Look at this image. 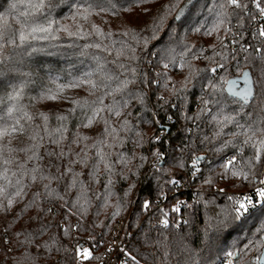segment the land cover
I'll return each instance as SVG.
<instances>
[{"label":"snow or ice","instance_id":"snow-or-ice-1","mask_svg":"<svg viewBox=\"0 0 264 264\" xmlns=\"http://www.w3.org/2000/svg\"><path fill=\"white\" fill-rule=\"evenodd\" d=\"M146 2L147 0H27L26 10L15 17L18 27H13L8 22V17L18 8V4L13 0L8 5L7 14L0 15V80L7 81L8 87L11 88V91H6L4 97H0V105H5L7 102L3 109L4 115H0V141L7 140L6 144H0V181L3 182L0 184V198L6 201V204L0 202V208L5 211L11 209L17 200L22 201L28 195L27 190L30 189L31 185H36L39 182L42 185V190H37L33 194L32 199L28 202V207H36L39 212L52 213V207L45 209L43 205L45 203L51 205L54 200H62L64 202L62 207L68 211L74 209L72 214L83 218L88 214L91 206L90 201L84 199V202L81 203L82 197L80 195L71 201L65 196L78 186L81 191L85 189V182L80 179L83 173L76 172L74 169L76 165H80L82 168L89 167V159H92L89 157V151L92 149H95V161L91 165L88 175L90 180L99 183L97 177L100 166L103 165L107 180L102 206L107 207L108 199L112 195L113 177L120 175L124 180L129 178L123 174V171L117 173L116 166L121 165L126 168L136 157L134 152L132 156H128L125 152H106L104 149L111 150L117 147L123 149L126 142H131L136 147L144 146L143 134L139 130V124L152 122L144 117V113L152 110L150 107L151 98L146 89L151 90L152 86L156 85L157 91L163 89L175 97V103L171 106L179 108L185 121L194 125L195 130L192 127L185 129L189 133V144L185 146L183 151L198 150L197 140L199 144L212 142V139L207 135H199L201 123L205 120L216 126L213 133L214 138L219 139L225 135L233 137L232 140H224L213 149L215 153L220 154V160L216 167H210L206 163L207 158L204 156H192L190 170L193 179L202 178L203 183L209 187L214 183L227 181L230 178L260 185L255 187L252 195H229L227 199L230 204L225 206L222 213L217 216L216 223L212 226L213 229L218 231L224 225L253 215H258V218L264 221V178L258 179V177H264V127L257 130L255 124L241 123L236 115L226 111L224 105L228 101L221 98L223 88L217 87L213 83L217 77L214 75L212 77L207 76L208 72L215 74L218 67H226L223 63V60L226 59L223 53L213 51L212 55L205 56L204 48L193 50L195 46H190L182 40L176 39L175 47L170 45L158 54L159 60L156 63L162 65L166 71H156L153 74L152 70H144L142 65L145 62L138 53V47L141 43L146 46L148 38L137 34L131 27L119 33L122 39L115 38L117 34L111 31L105 32L95 23H91L86 30L85 26L89 25L94 16L111 15L119 17L121 13L131 14L140 9ZM62 6L67 7L70 12V15L64 18L71 20V25L63 24L54 15L57 9L62 8ZM174 10V19H182L181 14L184 13V7L180 0H176L175 3L163 9L164 16L161 17V24L167 15ZM208 11L213 17L212 26L207 27L206 24L198 23L193 26L192 31L198 33L204 29L205 35L217 34V39L222 48H227V45L224 43V39L219 36L221 30L225 36L231 33L234 42L238 39L237 33L233 32L234 20L237 30L245 27V19L257 25L253 38L258 36L259 43L241 50L246 53L245 61H259L261 87L264 88V0H213L212 7ZM122 23H128V16H125ZM156 30H159V26ZM61 34H65L67 39L73 42V44L68 45L69 48H72L77 40L87 41L77 46L79 55L84 57L90 55L94 67L90 65L89 69L77 79L66 84H58L55 91L50 88L41 91L38 99L55 101L65 89L80 87H87L89 95H95L97 92H101V95L92 101L69 99L72 107L66 110V114L56 115L57 124L55 127H50L49 115L40 113L36 117L27 111L26 106L21 103L24 98L25 86L23 83H13L11 78L14 73L19 76H27V72L19 70L20 66L28 64L33 55L46 49L47 46L60 42ZM92 37L96 39L93 40ZM153 38H155V33H153ZM177 48L180 49L179 53H177ZM90 50L95 51L90 52ZM113 51L115 52L113 60H107L106 57L98 54L102 52L110 57L113 55ZM233 55L235 54L233 53ZM217 56L220 57V60L216 59ZM201 58L208 60L215 66L204 69L195 68L192 62ZM109 64L114 65V68H110ZM177 65L181 71L185 67L188 69V74L179 88L167 74V70ZM151 68L154 69L155 64H151ZM245 76L249 77L250 74L245 73ZM201 78L207 80L208 88L205 90L204 85L201 84V91L204 94L200 97L197 111L194 115H188L185 112V102L190 94L189 85L194 88L195 83L199 82ZM219 79L223 80V78ZM224 82L234 83L233 81ZM251 84L252 89H254L255 82L252 81ZM252 89H245L244 93L241 94L243 101L249 100ZM229 91H231L230 88ZM108 97H111L112 100L106 104L105 100ZM156 98L162 102L161 106L169 104L163 95H157ZM133 102L140 106L135 123L128 119L133 113L127 111ZM240 106L243 108L245 105L241 103ZM122 116L125 118L118 129L112 125L110 118ZM73 118H78L79 122L74 134L75 138L68 142L69 124ZM36 119L41 120L42 123H35ZM98 119L104 124L102 138H97L92 145H88L86 141L90 137L81 135L79 128L81 126L90 128ZM167 119L171 120L172 117L169 116ZM156 123L159 121L157 120ZM259 123L264 125V120ZM229 124L234 125L236 130L226 134L224 129ZM121 132L125 133L124 137H121ZM133 136L136 139H132ZM193 136L196 137V140L192 139ZM14 137H26L28 143L23 147L13 148L11 144ZM238 137H243V139L238 141L236 139ZM158 141L159 137L157 136L152 142ZM81 143H83V147L80 148V151L73 153L72 145L80 147ZM246 147L253 150L250 155H245ZM228 148L235 151L226 153L224 150ZM113 155L116 156L115 161L112 159ZM153 156L156 160L153 165L154 170L164 175L165 172L162 171L161 166L167 164V159L158 151L153 153ZM45 160L48 161L46 165ZM139 160L140 164L137 165V171L130 172L131 175H138L139 169L148 161V157L141 155ZM177 166L183 168V161L181 160L179 165L174 161L170 167ZM205 169L207 175H205ZM69 175L71 180L65 186V194L62 195L52 185L54 183L58 185ZM165 182L171 183L173 186L177 185L176 179ZM134 186L132 185V187ZM9 188L12 189L11 192L8 191ZM220 191L223 192L225 189L221 188ZM127 195L128 192L126 191L125 196ZM96 198L101 199L99 195ZM150 203L146 200L143 203V208L147 210ZM117 207L120 205L118 204ZM172 212L180 213L181 208L174 206ZM117 214L113 213L114 216ZM162 215L163 219L160 220V226L168 229L169 213L162 212ZM65 219L67 220V217ZM69 227L63 228L65 235L68 234ZM76 227L79 228L80 224L78 223ZM46 228L47 226H43L35 236L42 234ZM257 235L259 238L250 239L247 244L243 245L242 250L237 246H233L235 250L225 249L222 264H264V224L258 230ZM205 236L208 242L204 249L196 251L185 246L180 252L182 259L178 260L177 264H211L209 256L214 248V236L210 235L207 229ZM33 238V234H29L26 242L30 243ZM43 247L50 251L47 244ZM253 250L257 255L253 260L247 261L248 253ZM56 251H61V248L57 247ZM63 251L67 252V249H63ZM112 251V248L108 249V252ZM120 251L127 258L125 264L128 261L131 264H140L137 256L132 255L130 251L125 249ZM76 255L87 258L91 256V253L87 249L77 247ZM152 258L154 259V257Z\"/></svg>","mask_w":264,"mask_h":264},{"label":"trees","instance_id":"trees-1","mask_svg":"<svg viewBox=\"0 0 264 264\" xmlns=\"http://www.w3.org/2000/svg\"><path fill=\"white\" fill-rule=\"evenodd\" d=\"M11 2L13 0H0V15L7 14L8 5ZM15 2L18 4V8L8 17V22L11 26L18 27L15 17L26 10L27 0H15ZM175 2L176 0H147L140 9L131 14L121 13L119 17L111 15L94 16L91 18L89 25L85 27L88 30L90 24L95 23L103 28L105 32L111 31L117 34L115 37L117 39H122L119 33L131 27L137 34L148 38L146 46L141 43L138 47V53L145 62L142 65L144 70H152L153 74L156 71H166L162 65L156 63L159 60L158 54L170 45L175 47L176 39H180L190 46H195L193 50L204 48L205 56L212 55L213 51L222 52L226 57L223 60L226 67H218L215 74L208 72L207 76L212 77L214 75L217 77L213 80V83L217 87L223 88L221 98L228 101L224 105L226 111L229 114L236 115L241 123L255 124L257 130L264 127L259 123L264 120V88L261 87L260 64L259 61H245L246 53L241 50L259 43L258 36L255 39L253 38L257 25L245 19V27L237 30L234 20L233 32L237 33L238 39L234 42L231 33L225 36L223 30H221L219 36L224 39V43L227 45V48H222L217 39V34L205 35L204 29H201L198 33L192 31L193 26L198 23L206 24L207 27L212 26L213 17L208 9L212 7L213 0H180L181 5L184 7V13L181 14L182 19H174V10L167 15L161 24V17L164 16L163 9ZM54 15L63 24H72L71 20L64 18L70 15L67 7L62 6V8L57 9ZM125 16H128L127 24L122 23ZM157 26H159L158 31L156 30ZM153 33H155V38H153ZM92 39L96 38L92 37ZM86 42L77 40L73 47L69 48L68 45L73 44V42L68 40L65 34H61L60 42L47 46L46 49L33 55L28 64L20 66L19 70L27 72V76H19L14 73L11 78L13 83H23L25 86L24 98L21 103L26 106L27 111L36 117L40 113L49 115L50 127L56 126V115L66 114V110L72 107L69 99L92 101L101 95V92L89 95L87 87H80L65 89L55 101L38 99L41 91L49 88L55 91L58 84H66L73 79H77L89 69L90 65L94 67L90 55L88 57L79 55L77 46ZM179 50L177 48V53H179ZM92 51L95 50H90V52ZM98 54L106 57L107 60L115 58L114 51L110 57L106 53L101 52ZM216 59L220 60V57L217 56ZM192 63L197 69L215 66L204 58L194 60ZM151 64H155L154 69L151 68ZM109 67L114 68V65L109 64ZM245 73L250 74V76L246 77ZM167 74L179 88L188 74V69L185 67L181 71L177 65L167 70ZM219 78H223V80ZM224 81H233L234 83L228 84ZM252 81L255 82L252 95L249 100L243 101L241 94L244 92L239 90V86L247 84L252 86ZM201 84L207 90L208 82L203 78L195 83L194 88L189 85L190 94L185 102V112L188 115H194L197 111L200 97L204 94L201 91ZM229 88L231 91H229ZM6 91H11L8 82L0 80V97H4ZM146 91L151 98L150 107L152 110L144 113V117L152 122L139 124V130L143 134L144 146L136 147L133 143L126 142L123 149L119 147L111 150L104 149L106 152H125L128 156H132L134 152L136 157L126 168L121 165L116 166L117 173L123 171V174L129 178L124 180L120 175L113 177L114 184L111 186L112 195L108 199V206H102L104 187L107 180L103 165L100 166L97 177L99 183L90 180L88 175L91 165L95 161V149H92L89 151V157L92 158L89 159V167L82 168L80 165H76L74 169L76 172L83 173L80 179L85 182V189L81 191L78 186L65 196L70 201L75 200L77 195L82 197L81 203L84 202V199L90 201L91 206L88 214L83 218L79 215H73L72 212L75 210L68 211L65 207H62L64 203L62 200H54L51 205L48 203L43 205L45 209L52 207V213L39 212L36 207H28V202L32 199L33 194L37 190H42V185L39 182L36 185H31L30 189L27 190L28 195L22 201L17 200L13 207L7 211L0 208V264H74L75 251L79 245L92 246V248L97 249V253L100 255L106 248V241L112 224L118 220L124 223L122 240L127 245V250L132 255L137 256L140 264H177L178 260L182 259L180 252L185 246L196 251L204 249L205 244L208 242L205 236L206 229L210 235L214 236V248L209 256L211 264H222L225 249L235 250L233 246H237L242 250L243 245L247 244L250 239L259 238L257 233L264 221L258 218V215L233 221L222 226L218 231L212 227L216 223L217 216L222 213L225 206L230 204L227 199L229 195L248 190L255 185L230 178L227 181L214 183L209 187L203 183L202 178L193 179L191 177L190 164L193 155L206 157V163L210 167H216L220 160V154L215 153L213 149L218 147L224 140H232L233 137L225 135L219 139L214 138L213 133L216 126L205 120L201 123L199 135H207L212 139V142L199 144L197 140L198 150L183 151L185 146L189 144V133L185 129L188 127L194 129V125L185 121L179 108L171 106L175 103V97L171 96L168 91L163 89L157 91L156 85H153L151 90L146 89ZM157 95H163L165 100L169 101V104L161 106L162 102L157 100ZM111 100L112 98L108 97L105 103L108 104ZM241 103L245 105L243 108L240 106ZM6 104L0 105V115H4L3 109ZM127 111L133 113L128 119L135 123L140 106L133 102ZM169 116L172 117L171 120L167 119ZM124 118V116L111 117L110 120L112 125L119 129ZM157 120L159 123H156ZM78 122V118H73L69 124L68 142L75 138L74 134L77 131ZM35 123H42V121L36 119ZM103 128V122L98 119L90 128L81 126L79 133L90 137L86 143L92 145L97 138H102ZM234 130L236 129L232 124L224 129L226 134ZM160 132L164 134L163 139L160 142H152ZM120 135L124 137L125 133L121 132ZM131 138L136 139L134 136ZM192 139L196 140V137L193 136ZM236 139L239 141L243 137ZM109 142H111L110 139ZM6 143L7 140L0 141V144ZM27 143L26 137H14L11 146L18 148L25 146ZM82 147L83 143L80 144V147L72 145L73 153L79 152ZM157 151L167 159V164L161 166L162 171L165 172L164 175L157 173L153 168L156 163L153 153ZM224 151L232 153L235 150L228 148ZM252 151L251 148L246 147L245 155H250ZM141 155L147 156L148 161L139 169L138 175H131L130 172L137 171ZM112 159L115 161L116 156L113 155ZM181 160L184 163L183 168L179 166L170 167L174 161L179 165ZM44 163L46 165L48 161L45 160ZM204 172L207 175L206 169ZM171 179L177 180V190L179 192H176V187L171 183L165 182ZM70 180L71 176H66L58 185L54 183L52 187L57 188L64 195L65 186ZM2 183L0 181V184ZM132 185L135 186L132 187ZM221 188L225 191L221 192ZM8 191L11 192L12 189L9 188ZM126 191L128 192L127 196H125ZM98 195L101 197L99 200L96 198ZM178 199H183L184 205L180 207V213H174L172 209L174 206L176 207L175 203ZM146 200L151 202L147 210L143 208V203ZM0 202L6 204L3 198H0ZM118 204L120 207H117ZM160 205L162 206L160 207ZM97 212H99V215H97ZM162 212L169 213L170 224L168 229L160 226V220L163 219ZM113 213L118 214L114 216ZM65 217H67V220ZM78 223L80 224L79 228L76 227ZM43 226H47L46 230L35 236ZM64 227H69L67 235L63 231ZM29 234H33L34 238L31 239L30 243H27L26 238ZM46 244L50 251L45 250L43 247ZM57 247L61 248V251H56ZM63 249H67V252ZM256 255L257 253L254 250L250 251L246 260L251 261Z\"/></svg>","mask_w":264,"mask_h":264},{"label":"built area","instance_id":"built-area-1","mask_svg":"<svg viewBox=\"0 0 264 264\" xmlns=\"http://www.w3.org/2000/svg\"><path fill=\"white\" fill-rule=\"evenodd\" d=\"M157 136L159 137L158 142H160L163 139L164 134L160 132ZM260 178H264V177H260ZM259 186L260 185L257 184L248 190L236 192L234 195H242V194L252 195L254 193L255 187H259ZM174 187H176V192H179V190H177L178 189L177 185ZM175 205L176 207H182L184 205V200L178 199ZM161 206L162 205H160V207ZM123 231H124V223L119 220L115 221L111 226L109 237L106 241V248L101 252L100 255H98L99 253H97V249L94 247L92 248V246L79 245L78 247L87 249L91 253V256L87 258H81L76 255L74 264H125L127 258L124 257L120 251L121 249L127 250V245L122 240ZM109 248H112L113 251L108 252ZM118 257L120 258L119 260L117 259ZM127 264H131V262L128 261Z\"/></svg>","mask_w":264,"mask_h":264},{"label":"water","instance_id":"water-1","mask_svg":"<svg viewBox=\"0 0 264 264\" xmlns=\"http://www.w3.org/2000/svg\"><path fill=\"white\" fill-rule=\"evenodd\" d=\"M245 89H252V86L250 85V84H247V85H245V86H243V85H240L239 86V90L240 91H245Z\"/></svg>","mask_w":264,"mask_h":264}]
</instances>
